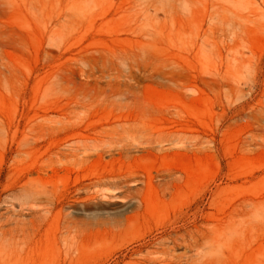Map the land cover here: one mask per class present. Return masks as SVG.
Masks as SVG:
<instances>
[{
  "label": "rangeland",
  "instance_id": "374dc122",
  "mask_svg": "<svg viewBox=\"0 0 264 264\" xmlns=\"http://www.w3.org/2000/svg\"><path fill=\"white\" fill-rule=\"evenodd\" d=\"M0 264H264V0H0Z\"/></svg>",
  "mask_w": 264,
  "mask_h": 264
},
{
  "label": "bare ground",
  "instance_id": "6f19581e",
  "mask_svg": "<svg viewBox=\"0 0 264 264\" xmlns=\"http://www.w3.org/2000/svg\"><path fill=\"white\" fill-rule=\"evenodd\" d=\"M124 84H125V86H127V83L124 82ZM127 181H128V180H127ZM251 207H253V206H251ZM195 247H196V246H195Z\"/></svg>",
  "mask_w": 264,
  "mask_h": 264
}]
</instances>
